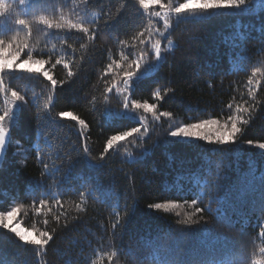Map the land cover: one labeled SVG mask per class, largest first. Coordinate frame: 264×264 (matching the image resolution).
I'll return each mask as SVG.
<instances>
[{
  "label": "trees",
  "instance_id": "obj_1",
  "mask_svg": "<svg viewBox=\"0 0 264 264\" xmlns=\"http://www.w3.org/2000/svg\"><path fill=\"white\" fill-rule=\"evenodd\" d=\"M7 3L12 9L0 14V35L5 39L17 32L23 37L24 30L14 23L16 19L33 23V18L39 15L49 18L63 15L75 22L81 17L90 20L97 16L102 23L107 18L103 14L109 9L116 19L98 34L87 51L79 49L82 33L53 29L48 30V36H43L39 29L44 26L33 23L30 42L33 55L40 54L41 50L44 59L51 55V63L46 67L55 79L67 82L52 90L49 81L35 74H18L10 80V87L30 101L31 110L21 111L17 123L10 128L14 143L0 167V211L23 204L17 217L21 226L47 230L53 239L38 255V248L25 245L14 234L0 229V261L3 264H91L97 260V264H109L102 253L118 250L120 255L113 264H155L152 255L157 243L165 244L167 252L184 264H200L210 256L227 258L240 253L251 258L261 244L258 233L264 223L261 211L264 208V150L255 146L264 143V106L254 113V119L234 144L188 143L177 141L167 132L170 126L226 115L225 106L233 97L240 101L243 93V98H248L247 78L254 66L264 64V8L259 6L260 0H253L251 11L212 12L204 19L182 22L171 29L170 39L176 47L158 71L137 83L132 98L154 103L153 91L171 89L158 103V110L171 112L173 119L161 117L153 122L149 117L150 132L142 138L121 142L116 150L109 152L105 166L99 169L87 165L84 145L92 156L99 157L109 136L138 126L136 120L116 115L122 105L115 91L109 94V103L105 105L101 73L110 62V54L119 59L118 39H128L140 30L147 23L146 14L135 0H32L25 7L19 0ZM121 3L124 6L116 15ZM61 39L77 51L61 45ZM164 45L166 41H162ZM57 56L73 60L74 75L70 79L62 64L51 68ZM258 79L261 86L257 89V99L264 105V77ZM48 95L52 96L49 108L55 120L48 119L43 125L44 135L51 142L47 150L53 158L58 154L74 157L71 172L66 177L63 173L57 174V179L63 178L62 188H57L53 179L41 176L43 169L33 147L37 143V105L42 107ZM93 96L95 105L89 103ZM0 107H3L2 95ZM61 111H71L85 120L88 128L83 137L75 121L55 115ZM248 140L253 144L249 145ZM15 141L28 151L18 153ZM39 142L44 144L42 139ZM129 152L135 159L129 160ZM218 162L222 163L220 187L213 195L219 197L220 203H213L211 207L214 212L218 208L222 211L234 225L231 229L218 224L214 215L206 214L207 225H193L190 230L180 232L179 229H188L177 224L183 213L177 217L175 212L148 208L150 203L169 200L183 203L186 199L190 203L199 191L197 180L207 177L209 169L215 173ZM35 181H42L50 193L47 198L51 211L45 209V214L39 216L29 195ZM82 191L85 192L84 211L76 207L81 203ZM52 194H58L62 208L53 203ZM35 198L38 201L44 197L38 193ZM208 203L209 197L204 196L200 206ZM126 205L127 224L114 234V212L123 214ZM185 209L190 210L187 206ZM61 212L65 215L57 223L54 217ZM44 219L49 221L48 225L43 224ZM205 228L210 231L205 232ZM224 236L228 239L224 240Z\"/></svg>",
  "mask_w": 264,
  "mask_h": 264
},
{
  "label": "snow or ice",
  "instance_id": "obj_2",
  "mask_svg": "<svg viewBox=\"0 0 264 264\" xmlns=\"http://www.w3.org/2000/svg\"><path fill=\"white\" fill-rule=\"evenodd\" d=\"M21 5L26 3V0H19ZM135 4L139 9H142L146 14L147 23L131 35L128 39H118L119 59H115L109 55L110 62L104 67L101 73V80L104 83L103 92L101 93L105 105L109 103V94L115 93L121 98L120 103L122 108L116 113L117 116L127 117L131 120H136L138 126L130 127L126 131H120L109 136L105 142L103 151L99 157L92 156L87 145L83 148V157L90 168L99 169L105 166V157L110 151L116 150L121 142L128 141L129 138L137 139L147 135L151 128L149 125V117L153 122L159 121L161 117L169 120L173 119V114L167 111H159L158 103L164 99L171 89L165 88L163 90L157 88L152 93V98L156 101L150 103L148 100H137L132 98V94L137 83L144 77H147L154 71H158L163 63L167 60L168 55L173 52L176 45L170 39L171 29L177 24L187 22L189 20L196 21L197 18L204 19L212 12H220L222 10H238L251 11L253 0H135ZM124 6L123 3L117 8L116 15L119 14L120 8ZM260 7L264 8V0H260ZM157 8L159 10H157ZM12 5L0 0V14L9 12ZM106 19L99 22L97 16H93L90 20L83 17L73 22L66 19L63 15L57 18H49L44 15H39L33 18V23L44 26L39 29L43 36H48V30H67L69 32L75 30L82 33L83 37L79 44V49L87 51L89 44L97 39L98 34L103 33L106 28L110 27L111 22L116 19L112 14L111 9L103 14ZM155 18V19H153ZM24 30V35L21 37L19 32L7 39L0 35V95L3 96V107H0V156H4L9 146L14 141L10 128L17 123L18 115L24 109L31 110V104L25 95L10 87V80L18 74H28L42 76L51 84V89L55 90L57 85L63 86L66 80H57L51 74V69L46 65L51 63L52 56L48 59L43 58V50L41 53L33 55V45L30 43L33 40V23L27 19H16L14 22ZM88 25V26H86ZM162 41H166V45L162 46ZM39 43V40H37ZM61 45H67L73 52L77 49L72 44H68L67 40L61 39ZM45 47L47 45L45 44ZM56 47L55 44L52 45ZM130 50V51H128ZM22 54L25 58L22 59ZM83 60L84 56L81 55ZM63 65L67 70V77L70 79L74 73L71 65L73 60L71 58L65 59L62 56H57L55 63L51 64L54 69L57 65ZM117 76L119 79H117ZM108 77L109 79H105ZM258 77H264V64L261 66H254L251 70V75L248 76L245 85L247 92V99L243 98L241 94L240 101L235 97L225 106L228 110L226 115L221 117H209L206 119H198L193 122L183 123L174 128L170 126L167 132L168 136L176 138L177 141L188 143H195L204 141L208 144L218 146L230 145L237 142L239 136H242L250 121L254 119V113L262 106L261 101L257 99V89L261 86V80ZM211 87V84H209ZM52 103V96L48 95L45 98L43 106L37 105V143L33 145L36 152L37 162L42 166V177L53 179L57 188H62L63 178L57 179L58 173H63L64 177L71 172L74 157L70 154L56 155L52 157L47 150L51 148V142L48 137L44 135L43 125L48 119L55 120L52 116L49 105ZM95 105L96 97L93 96L89 101ZM110 111V109H106ZM43 113L44 115H41ZM61 119H70L75 121L80 129V135L83 137L88 128V124L84 119L79 118L71 111H61L55 114ZM143 130V131H142ZM44 141L41 145L40 140ZM249 145L253 144L252 140H248ZM16 151L24 153L28 151L24 149L19 141H15ZM258 149L264 150V143L255 145ZM138 147H142L139 145ZM129 160L135 159L132 154L128 153ZM222 163L218 162L215 166V173L211 169L208 170V176L202 180L198 179L197 184L199 191L194 193L195 198L189 203L184 200L183 203H178L174 200L166 202L150 203L149 209L160 211L164 213L175 212L177 217L183 216L177 220V224L188 226V229H179L184 232L191 229L193 225H207V215H214L216 222L226 229H231L234 225L227 219V217L218 208L213 211L211 205L213 203H220L219 197L213 195L219 187L220 170ZM211 177V179L209 178ZM264 179V178H262ZM43 189V191H42ZM87 191V189H86ZM41 197L38 201L35 198L37 194ZM49 191L42 181H35L29 189V195L33 197L32 206L36 214L43 215L44 210L51 211L48 207ZM209 197V203L201 207L203 204V197ZM81 203L76 207L80 211H84L82 204L84 203L85 192L80 193ZM53 203L60 208L63 207L58 194H52ZM185 206H187L186 210ZM23 204H17L11 207L10 210L0 211V229L6 230L23 244L31 245L38 248L40 251L38 255L44 250L49 241L53 239V235L47 230H39L36 228H24L17 221ZM128 207L125 206L123 214L120 211H115V221L112 223L114 234L116 230H123L127 224ZM264 212V208L261 209ZM65 215L61 212L60 215L54 217L57 223L60 222V216ZM44 225H48L47 219L43 220ZM66 226V225H65ZM205 232L210 231L205 228ZM171 235L170 233L168 234ZM258 237L261 244L256 251L248 258L243 253L230 254L227 258L210 256L207 260L201 261L200 264H264V223H261ZM224 240L228 237L224 236ZM120 252L118 250L104 251L103 257H106L109 264H113L114 259H118ZM155 264H184L178 258L171 256L167 250L166 245L157 243L152 255ZM3 264V261H0ZM91 264H97V260H92Z\"/></svg>",
  "mask_w": 264,
  "mask_h": 264
},
{
  "label": "rangeland",
  "instance_id": "obj_3",
  "mask_svg": "<svg viewBox=\"0 0 264 264\" xmlns=\"http://www.w3.org/2000/svg\"><path fill=\"white\" fill-rule=\"evenodd\" d=\"M8 1H10V0H5L6 3H7ZM31 1H32V0H26V3L23 4V7L30 5Z\"/></svg>",
  "mask_w": 264,
  "mask_h": 264
},
{
  "label": "water",
  "instance_id": "obj_4",
  "mask_svg": "<svg viewBox=\"0 0 264 264\" xmlns=\"http://www.w3.org/2000/svg\"><path fill=\"white\" fill-rule=\"evenodd\" d=\"M3 160H4V156H0V167H1L2 163H3Z\"/></svg>",
  "mask_w": 264,
  "mask_h": 264
}]
</instances>
